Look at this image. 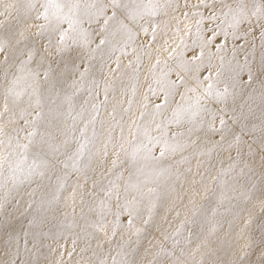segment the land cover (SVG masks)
I'll list each match as a JSON object with an SVG mask.
<instances>
[{
  "label": "snow or ice",
  "instance_id": "snow-or-ice-1",
  "mask_svg": "<svg viewBox=\"0 0 264 264\" xmlns=\"http://www.w3.org/2000/svg\"><path fill=\"white\" fill-rule=\"evenodd\" d=\"M0 264H264V0H0Z\"/></svg>",
  "mask_w": 264,
  "mask_h": 264
}]
</instances>
